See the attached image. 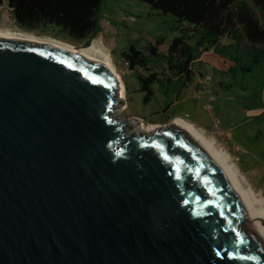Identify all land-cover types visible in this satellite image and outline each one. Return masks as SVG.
<instances>
[{
    "label": "water",
    "instance_id": "95a60500",
    "mask_svg": "<svg viewBox=\"0 0 264 264\" xmlns=\"http://www.w3.org/2000/svg\"><path fill=\"white\" fill-rule=\"evenodd\" d=\"M116 78L0 36V264H264L243 202L191 133L128 134L112 116Z\"/></svg>",
    "mask_w": 264,
    "mask_h": 264
},
{
    "label": "trees",
    "instance_id": "16d2710c",
    "mask_svg": "<svg viewBox=\"0 0 264 264\" xmlns=\"http://www.w3.org/2000/svg\"><path fill=\"white\" fill-rule=\"evenodd\" d=\"M102 1L0 0L7 3L20 29L32 31L50 25L75 42L87 41L97 33ZM140 1L160 14H171L179 32L168 44L163 38H156L140 46L132 39L122 51L131 69L146 71V74L136 71V92L141 93L143 106L160 104L161 112L167 116L171 107L176 106L178 113L182 108L179 103L182 89L200 73L195 63L200 69L207 57L212 59L211 69L221 77L223 85L227 81L241 89L264 85L263 79L254 84L246 81L249 72L264 70V0H252L260 15L244 0ZM225 37L232 42L223 44L221 40ZM197 54L202 57L197 58ZM157 61L166 64L167 73L152 67L151 63ZM126 91L129 92L128 87ZM195 100L198 99L187 98L186 102Z\"/></svg>",
    "mask_w": 264,
    "mask_h": 264
},
{
    "label": "rangeland",
    "instance_id": "374dc122",
    "mask_svg": "<svg viewBox=\"0 0 264 264\" xmlns=\"http://www.w3.org/2000/svg\"><path fill=\"white\" fill-rule=\"evenodd\" d=\"M244 1L253 7L257 15H260L252 0ZM98 18L99 29L87 41H71L60 35L56 27L50 25L38 26L32 32L41 36L59 38L75 45H87L93 39L101 41L110 53L125 89L126 87L129 89V92L126 91L124 103H117L113 109V112L115 111L117 116L126 123L128 134L142 133L132 127L131 122L135 120L141 125L143 123L168 125L175 117H182L192 122L204 136L229 155V160L237 169L243 186L252 189L256 197L261 198L264 203V85H253L245 92L238 87H233L227 92L220 91L211 102V109L203 110L202 103L205 96L199 93L200 73L211 75L213 90L217 86L216 82L221 79L211 69L212 59L203 58L204 66L200 69L198 63H195L198 68L196 70L200 73L194 77V81L189 86L182 89L179 95L182 108H179V112L176 113L177 107H171L167 116L161 112L160 104L143 106L141 93L136 92L138 88L136 71L144 74L146 71L131 69L122 56V51L126 50L132 39L140 46L156 38H163L165 44H168L173 36L179 34L175 30V18L171 14H160L140 0H103ZM0 27H18L6 2H0ZM196 56L202 57L200 54ZM151 65L160 73L166 72V64L163 61L152 62ZM237 79L240 81L241 77L237 76ZM257 79L264 80V70L256 69L252 73L249 72L246 81L254 84ZM187 98H197L199 101L186 102ZM185 113L188 116L185 117ZM228 127H234L233 140L240 144L233 145L232 141L228 140L229 130L226 129ZM251 127L254 130L253 133H240L242 128Z\"/></svg>",
    "mask_w": 264,
    "mask_h": 264
},
{
    "label": "bare ground",
    "instance_id": "6f19581e",
    "mask_svg": "<svg viewBox=\"0 0 264 264\" xmlns=\"http://www.w3.org/2000/svg\"><path fill=\"white\" fill-rule=\"evenodd\" d=\"M0 36L3 37H11V38H21L38 42H46L55 44L74 52H77L89 59H92L96 62L104 64L108 67L110 72L116 76V80L119 82V92L118 99L125 100L126 98V89L123 81L119 77L115 65L113 64L112 57L110 53L105 49L103 43L97 39H93L87 45H75L70 42L61 40L59 38H55L52 36H41L32 31L23 30L20 28H10V27H0ZM113 117L121 120L117 113H111ZM132 127L136 130L142 132H151L156 129H164L167 125L160 124H139L137 120L132 121ZM171 124H178L182 128L186 129L189 133H191L194 138L201 143L204 148L208 151V153L212 156L213 160L218 164V166L222 169L223 173L233 186L236 194L240 198L241 202L245 206L248 214V218L244 220V225L248 227L249 223H251L256 230L257 235L260 237L262 241H264V203L261 198H257L255 192L250 188H245L242 184V179L239 177L237 173V169L233 164H231L229 160V155L221 148L217 147L213 141H210L204 134L199 130L197 126H195L192 122L185 120L182 117H175L171 122ZM169 123V124H170Z\"/></svg>",
    "mask_w": 264,
    "mask_h": 264
},
{
    "label": "crops",
    "instance_id": "0c3cea01",
    "mask_svg": "<svg viewBox=\"0 0 264 264\" xmlns=\"http://www.w3.org/2000/svg\"><path fill=\"white\" fill-rule=\"evenodd\" d=\"M221 42L223 44H228V43L232 42V40L230 38H228V37H225V38H223L221 40ZM216 85H217L216 88H214V90H213L215 95L218 94V92H220V91H226L227 92L228 90H232L233 87H235V85L233 83H231L230 81H227L225 85H223L221 81H217L216 82ZM242 90H243V92H245V90H247V89H242ZM226 129L229 130V132H227L228 140L232 141V144L233 145L235 143H239V142L233 140V137L235 135L234 127H228ZM253 132H254V130H253L252 127L251 128H248V129L242 128V131H240V133H253ZM240 133L238 132V134H240Z\"/></svg>",
    "mask_w": 264,
    "mask_h": 264
},
{
    "label": "built area",
    "instance_id": "2783aa9c",
    "mask_svg": "<svg viewBox=\"0 0 264 264\" xmlns=\"http://www.w3.org/2000/svg\"><path fill=\"white\" fill-rule=\"evenodd\" d=\"M212 85V77L210 74L203 75L199 80V93L204 94L205 99L202 103L203 110H209L211 109L212 105L211 102L214 101L215 94L211 87ZM199 97V96H198ZM188 116L187 113H185V117ZM218 123V121H217Z\"/></svg>",
    "mask_w": 264,
    "mask_h": 264
}]
</instances>
